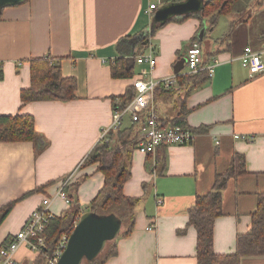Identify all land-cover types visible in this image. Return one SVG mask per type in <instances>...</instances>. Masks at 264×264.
I'll list each match as a JSON object with an SVG mask.
<instances>
[{"label":"crops","instance_id":"1","mask_svg":"<svg viewBox=\"0 0 264 264\" xmlns=\"http://www.w3.org/2000/svg\"><path fill=\"white\" fill-rule=\"evenodd\" d=\"M149 2L26 0L2 10L0 116H31L45 145L37 151L33 142L0 143V208L12 204L0 224V247L44 198L52 199L55 217L64 214L69 206L54 197L70 177L68 187L78 184L80 216L88 212L104 176L86 158L111 124L112 99L131 91L137 78L157 81L171 76L174 66L184 63L194 39L204 63L214 62L212 77L184 98L185 126L195 137L189 145L166 146L165 160L156 170L155 158L140 154L135 144L123 194L139 199L140 205L132 231L115 239L116 253L103 264H196L197 233L187 224L188 210L196 197L211 190L215 176L228 170L234 155L243 157L245 173L229 179L222 191V215L213 223V251L232 253L237 236L250 229L257 197L264 194V73L249 78L239 57L245 48L264 49V0H245L241 9L231 8L218 33L222 16L212 29L199 16H190L172 20L152 35ZM146 36L148 44L137 48L136 59L152 47L154 69L136 63L132 79H113L110 63L119 56L117 44L128 38L133 46ZM47 56L60 60L64 77L76 80L75 98L22 105L20 92L30 85V61ZM184 70L185 64L180 72ZM167 96L176 99L183 92H155V112L162 120L177 115L173 110L166 115ZM126 117L122 129L131 126ZM36 257L23 247L16 254L19 264ZM240 264H264V257H245Z\"/></svg>","mask_w":264,"mask_h":264},{"label":"trees","instance_id":"2","mask_svg":"<svg viewBox=\"0 0 264 264\" xmlns=\"http://www.w3.org/2000/svg\"><path fill=\"white\" fill-rule=\"evenodd\" d=\"M179 1L182 0H169V2ZM235 2L236 0H208L199 17L207 23L208 29H212L216 26L220 16L230 14ZM129 41L130 39L126 38L117 44L119 56L110 63V74L113 79H132L134 77L138 55L136 50L147 46L148 37H138L133 46ZM178 77V89L183 92L178 112L175 118L164 121L186 127L184 119L187 110L184 98L191 91L206 83L209 78L206 72ZM156 91H161V89ZM75 93L76 80L64 77L61 72L60 60H53L47 56L30 61V85L27 89L21 90L20 102L22 105L42 101L68 102L75 98ZM134 96L135 92L132 87L131 91L128 90L124 96L112 99L113 109L116 107L123 109ZM140 127L141 122L133 123L129 128L122 129L121 127L117 131L109 133L107 141H100L96 144L86 158V163L97 164V170L104 176V185L99 194L91 201L88 212L99 216L114 215L124 227L119 235H127L132 231L136 216L135 209L140 202L137 198L127 197L123 194V187L130 178V153L136 144L135 140ZM132 129L135 132L133 135L130 134ZM24 142H33L37 151L45 145L40 142V137L36 133L34 119L29 115L19 113L0 116V143ZM165 147V145H161L157 148L154 170L159 165L161 167L165 160ZM244 173L243 157L234 155L228 170L223 174L216 175L211 190L203 196L196 197L194 205L188 210L187 224L194 227L197 233L196 264H240L242 258L245 257H264V194L258 195L256 211L251 215L250 229L237 236L234 251L222 255L213 251V223L217 217L222 215V191L229 179ZM77 186L78 184H73L68 187L66 184L63 187V191L70 200L68 210L59 217H53L43 234L45 245L41 253L33 262L24 264H48L47 257L54 251L60 238L70 235L80 217L76 194ZM11 207L12 204L0 208V224ZM114 243L115 240L107 243L96 259L84 261L83 264H103L108 258L115 255Z\"/></svg>","mask_w":264,"mask_h":264},{"label":"built area","instance_id":"3","mask_svg":"<svg viewBox=\"0 0 264 264\" xmlns=\"http://www.w3.org/2000/svg\"><path fill=\"white\" fill-rule=\"evenodd\" d=\"M168 2L169 0H150L147 13L154 15L158 8ZM154 56V49L149 47L148 53L138 56L136 63H146L150 69H154ZM239 61L242 67L247 70L249 78L264 73V49L254 51L251 48H245L239 57ZM213 68L214 62L208 65L204 63L200 44L198 41H194L186 51L184 72L173 73L171 76L157 81L142 77L134 80L132 85L135 92L134 98L123 109L119 107L113 109L111 124L102 131L100 141L106 142L109 133L123 127V119L128 116L131 124L141 122L136 139V148L140 154L155 158L157 148L161 145L183 146L191 144L195 137L192 130L171 124L157 117L154 95L157 89L170 91L178 88V76L181 75H196L199 72H206L207 77L210 79L213 75ZM235 139L250 140L246 136H235ZM152 166L154 167V164ZM70 179L71 177L64 182L61 190L54 197L60 198L66 206L70 205V200L63 191V187L69 183ZM51 202V198H44L38 208L27 218L19 232L0 247V264H19L16 260V254L22 247L35 256L41 253L45 245L43 234L54 217L50 210ZM157 204H162V200L157 199ZM68 237L64 235L60 238L54 251L47 257L48 264L58 262L67 246Z\"/></svg>","mask_w":264,"mask_h":264},{"label":"water","instance_id":"4","mask_svg":"<svg viewBox=\"0 0 264 264\" xmlns=\"http://www.w3.org/2000/svg\"><path fill=\"white\" fill-rule=\"evenodd\" d=\"M26 0H0V14L3 9L24 3ZM208 0H182L168 2L157 9L152 17L150 34L168 22L184 17L200 16ZM179 62L174 66V74L184 67ZM122 229V223L114 215L99 216L91 212L83 213L67 241V246L56 264H83L96 259L107 243L115 240Z\"/></svg>","mask_w":264,"mask_h":264},{"label":"rangeland","instance_id":"5","mask_svg":"<svg viewBox=\"0 0 264 264\" xmlns=\"http://www.w3.org/2000/svg\"><path fill=\"white\" fill-rule=\"evenodd\" d=\"M244 3H245V0H239V2H237V3H235L234 5H233V7H232V9L233 10H239V9H241L242 7H243V5H244ZM235 11H233L234 13H235ZM224 16H222L221 18H220V20H219V27H217L216 28V33H218V32H220L222 29H223V22H224ZM230 18V17H229ZM178 98H180V99H178ZM178 98H176V99H173V97H166V100H165V106H167L168 107V109H167V107H166V109H167V111H165V113H166V115L168 114V115H173V113L176 111V112H178V107H179V103H180V101H181V99H182V97H178ZM174 103V104H173ZM173 110V113L171 112ZM176 116V115H175ZM127 118V117H126ZM126 118H124L123 119V121L125 120L126 121ZM139 205H140V202H139V204L136 206V208L137 207H139Z\"/></svg>","mask_w":264,"mask_h":264}]
</instances>
